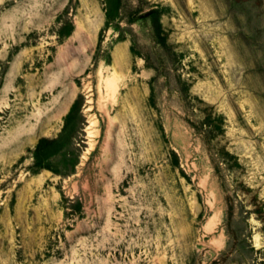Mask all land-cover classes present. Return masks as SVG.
I'll list each match as a JSON object with an SVG mask.
<instances>
[{
  "label": "rangeland",
  "instance_id": "374dc122",
  "mask_svg": "<svg viewBox=\"0 0 264 264\" xmlns=\"http://www.w3.org/2000/svg\"><path fill=\"white\" fill-rule=\"evenodd\" d=\"M0 264H264V0H0Z\"/></svg>",
  "mask_w": 264,
  "mask_h": 264
},
{
  "label": "trees",
  "instance_id": "16d2710c",
  "mask_svg": "<svg viewBox=\"0 0 264 264\" xmlns=\"http://www.w3.org/2000/svg\"><path fill=\"white\" fill-rule=\"evenodd\" d=\"M154 13V12H153ZM57 138H49V137H43L40 139L34 155H35V166L44 168L48 167L51 168L50 165L47 163L46 159L49 156V150L53 148L58 143Z\"/></svg>",
  "mask_w": 264,
  "mask_h": 264
}]
</instances>
